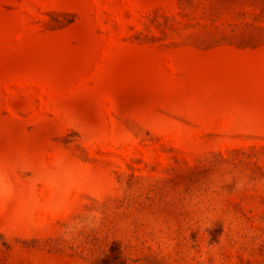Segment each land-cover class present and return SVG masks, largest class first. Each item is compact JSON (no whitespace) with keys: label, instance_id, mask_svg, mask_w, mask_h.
<instances>
[{"label":"rangeland","instance_id":"obj_1","mask_svg":"<svg viewBox=\"0 0 264 264\" xmlns=\"http://www.w3.org/2000/svg\"><path fill=\"white\" fill-rule=\"evenodd\" d=\"M0 264H264V0H0Z\"/></svg>","mask_w":264,"mask_h":264}]
</instances>
